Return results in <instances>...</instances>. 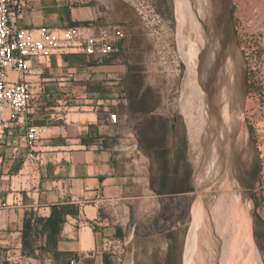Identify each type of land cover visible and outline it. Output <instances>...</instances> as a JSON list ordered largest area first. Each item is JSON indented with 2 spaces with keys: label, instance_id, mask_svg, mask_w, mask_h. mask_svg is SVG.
<instances>
[{
  "label": "crops",
  "instance_id": "1",
  "mask_svg": "<svg viewBox=\"0 0 264 264\" xmlns=\"http://www.w3.org/2000/svg\"><path fill=\"white\" fill-rule=\"evenodd\" d=\"M26 2L19 19L21 27L55 29L110 23L123 31L118 42V50L123 52L89 55L63 47L51 56L43 85L48 100H35L32 113L15 119L0 144V181L6 183L5 188L4 184L0 185V247L15 242V251H20L23 231L31 230L34 254L28 257H38L41 253L49 259L68 256L80 264L81 257L83 263L85 258H91L94 264H103L107 242L135 240L134 225L131 227L129 223L131 210L147 215L154 209L156 197V210L161 213L172 209V202L166 203L168 199L178 204L179 198L192 192L186 188L190 181L185 160H179L178 145L175 146L177 137L173 129L179 117L165 104L168 98L152 87L158 75L151 70L149 41L130 3L126 0ZM65 72L72 76L67 77ZM130 76H142L152 89L146 94L143 90L128 92L124 80ZM61 97L62 104L68 103L64 107L68 109L65 117H77L59 124L58 110L62 106L56 100ZM109 111L116 112V124L108 120ZM30 122L48 124L45 139L40 142L43 165L29 188L14 189L12 181L9 186V171L20 166L18 173L21 172L27 149L22 146L16 149V145ZM157 123L170 131L164 161L171 168V172H166L163 166L158 187L154 185L152 162H162L165 144H157V151L146 148L147 154L135 151L137 130H152ZM55 205L64 207L66 214L52 249V245L47 247L52 236L43 225ZM176 209L179 210L178 205ZM152 221L153 217L146 229L153 227ZM178 222L179 219L169 228ZM87 227L91 230L92 244L85 249L80 236Z\"/></svg>",
  "mask_w": 264,
  "mask_h": 264
},
{
  "label": "rangeland",
  "instance_id": "2",
  "mask_svg": "<svg viewBox=\"0 0 264 264\" xmlns=\"http://www.w3.org/2000/svg\"><path fill=\"white\" fill-rule=\"evenodd\" d=\"M126 1L136 10L149 41L148 61L152 72L158 75L152 87L168 98L165 104L179 117L173 129L177 137L175 146L178 145L179 160H185L190 181L186 188L192 192L178 201L179 222L173 228L162 223L165 227L162 233H157L160 210H156V197L153 198L154 209L147 215L131 210L129 223L134 225L135 240L107 242L104 253L111 264H164L168 249L172 250L169 253L172 264H184L185 257L190 259L188 264H264V0H188L192 14L179 0ZM221 10L224 11L223 19L218 15ZM204 16L210 26H215L217 35L222 28L227 30L224 42L230 43L231 73L236 82L230 87L228 122L234 131L238 130L240 142L247 145V157L256 159L258 171L250 184L239 183L234 169L228 163L224 168L218 165L212 153L210 101L198 85L196 70L199 33L195 26L199 27V20ZM145 86L152 89L149 84ZM65 105L63 103L58 110L59 124L77 117H65L68 112ZM154 125L151 132L155 142L165 144L162 162H152L154 185L158 187L163 166L166 172H171L164 161L170 131L161 123ZM141 129L135 134V151L147 154L145 141L143 144L139 139ZM141 137L144 138V133ZM153 160H156L154 153ZM19 168L9 171V186L12 181L14 189H27L36 173L28 164L21 166L20 173ZM3 184L0 181V185ZM218 198H222L224 213L213 210ZM197 201L202 203L203 211L191 240L187 241ZM167 202L172 201L168 199ZM151 217L153 227L148 230L145 226L148 228ZM15 244L9 242L5 244L7 247H0V264H70L68 256L49 259L40 253L38 257H28L22 248L15 251ZM81 246L87 249L89 244ZM80 261V264H94L91 258H85L83 263L80 257Z\"/></svg>",
  "mask_w": 264,
  "mask_h": 264
},
{
  "label": "built area",
  "instance_id": "3",
  "mask_svg": "<svg viewBox=\"0 0 264 264\" xmlns=\"http://www.w3.org/2000/svg\"><path fill=\"white\" fill-rule=\"evenodd\" d=\"M26 5V0H0V144L15 119L32 113L35 100H48L43 85L46 68L56 50L68 47L89 55H106L118 50L123 37L122 29L110 23L26 29L19 25ZM63 100L61 97L56 102L62 106ZM108 120L116 124V112L109 111ZM47 130L46 123H26L16 145V149L21 146L27 149L23 166L28 164L36 174L43 165L40 142ZM69 263L78 264V261L71 258Z\"/></svg>",
  "mask_w": 264,
  "mask_h": 264
},
{
  "label": "flooded vegetation",
  "instance_id": "4",
  "mask_svg": "<svg viewBox=\"0 0 264 264\" xmlns=\"http://www.w3.org/2000/svg\"><path fill=\"white\" fill-rule=\"evenodd\" d=\"M207 21L206 16L199 20L196 70L198 85L204 89L210 101V125L214 137L212 153L218 159V165H222L224 168L228 163L230 168L234 169L239 183L250 184L258 171L256 159L254 156L247 157V145L240 142L238 130L234 131L232 124L229 125L228 122L230 120L228 110L230 87L236 84L233 73H231L232 62L228 51L230 43L229 41L225 43L223 34L217 35L215 26H210ZM118 51L123 52L122 50ZM147 86H145L142 76H130L129 79L124 80V88L127 90L129 87L128 92L130 93L143 90V94H146L150 91ZM223 105L227 107L225 108ZM168 250V257L164 264H172L169 254L172 250Z\"/></svg>",
  "mask_w": 264,
  "mask_h": 264
},
{
  "label": "trees",
  "instance_id": "5",
  "mask_svg": "<svg viewBox=\"0 0 264 264\" xmlns=\"http://www.w3.org/2000/svg\"><path fill=\"white\" fill-rule=\"evenodd\" d=\"M151 131L152 130H148V129L142 130L141 129L140 133L141 134L144 133V138H142L140 134L139 139H140V142H143V144L145 141L146 143V145L144 144L145 148L157 151L159 146L157 145V143L155 142V139L151 135L152 134ZM180 199L181 198H179V200ZM176 205H177V201L172 200L171 211L169 213H166L164 211L160 213L158 220H157V225H158L157 233H162L163 230L165 229V227L161 226L162 223H165L167 227H170V225H172L174 222H176L179 219V216L177 215L179 210L177 211ZM65 214H66V211L64 207L60 205H55L52 207L51 215L47 218V220L45 221L43 225V229L49 232L50 237L52 236V241L48 240L47 247L52 245V249L54 248L56 244V239L58 238L60 231L62 229V226L65 222ZM31 235H32L31 230L23 231L22 250H23V254L26 256H31L32 254H34ZM26 249L28 250L26 251ZM103 264H111L108 255L105 253L103 254Z\"/></svg>",
  "mask_w": 264,
  "mask_h": 264
},
{
  "label": "bare ground",
  "instance_id": "6",
  "mask_svg": "<svg viewBox=\"0 0 264 264\" xmlns=\"http://www.w3.org/2000/svg\"><path fill=\"white\" fill-rule=\"evenodd\" d=\"M179 1H181V2H183V4H184V6L187 8V10H188V12L190 13V14H192V12H191V8H190V5L188 4V0H179ZM180 6H181V3H180ZM180 11H181V8H180ZM218 15H219V17L220 18H224V11L223 10H221V11H219L218 12ZM194 15H191V17H193ZM179 24H181L182 25V23L179 21ZM194 24V23H193ZM197 24V23H196ZM195 26V25H194ZM196 28H198V26L196 25L195 26V29ZM226 29L225 28H222V30H219V32H218V35L221 33V34H223V37L226 35ZM220 36V35H219ZM215 44V43H214ZM219 44V43H218ZM214 47H215V45H214ZM217 47V46H216ZM215 49V48H214ZM217 50V49H216ZM197 51H198V49H197ZM228 63V62H227ZM222 93H224V92H222ZM224 95V94H223ZM225 100V99H224ZM223 107H225V105H223ZM227 107V106H226ZM225 107V108H226ZM223 109V108H222ZM228 112V111H227ZM226 113V112H225ZM224 114V113H223ZM227 114V113H226ZM227 117H228V114H227ZM225 121V120H224ZM189 131V130H188ZM226 185V184H225ZM227 185H229L228 183H227ZM221 196V195H220ZM223 197V196H222ZM224 198V197H223ZM216 199V198H215ZM226 200V199H225ZM224 201V200H223ZM198 203H196V205H195V207H194V216H193V222H192V224H191V227H190V230H189V232H188V235H187V241H189V240H191L190 239V237H191V235H192V233H193V231H194V228H195V224L197 223L196 221H198V219H199V217L201 216V213H202V211H203V206H202V203H200L199 201H197ZM225 202V201H224ZM233 201H231V203H232ZM215 204L213 205V210L214 211H219V210H221V208H223L224 206H223V202H222V198H218V200L216 201L215 200V202H214ZM230 205V204H229ZM239 205V204H238ZM231 206V205H230ZM227 208V207H226ZM228 209V208H227ZM231 209H233L232 207H231ZM213 210H211V213L213 212ZM238 210V209H237ZM222 211V210H221ZM228 211V210H227ZM230 211H232V210H230ZM243 211V210H242ZM223 213H224V211H222ZM229 213V212H228ZM230 213H232V212H230ZM233 213H234V210H233ZM232 213V214H233ZM237 213V212H236ZM217 215V214H216ZM223 215V214H222ZM245 215V214H244ZM215 216V215H214ZM218 216V215H217ZM232 216H234V215H232ZM236 216V215H235ZM239 216H240V214H239ZM213 217V216H212ZM241 217V216H240ZM239 217V218H240ZM216 218V217H215ZM214 218V219H215ZM218 218V217H217ZM216 218V219H217ZM225 218H227V217H225ZM244 219V218H243ZM230 220V219H229ZM246 221V220H245ZM217 223V222H216ZM219 226H220V224H219ZM221 230V229H220ZM222 232V231H221ZM218 233V232H217ZM235 233V232H234ZM237 235V234H236ZM230 237V236H229ZM240 238V237H239ZM238 238V239H239ZM232 239H233V237H232ZM242 240V239H241ZM80 241H81V245H85V244H89V243H91L92 244V234H91V230H90V228H86V229H84V231L81 233V236H80ZM232 241H234V240H232ZM247 241V240H246ZM238 242H240V241H238ZM234 244V243H233ZM238 245H239V243H237ZM241 245V244H240ZM232 248V247H231ZM237 249H239V248H237ZM242 249H243V247H242ZM240 250V249H239ZM252 255V254H251ZM235 257H236V255H235ZM189 260L190 259H188V258H184V264H188L189 263ZM239 260V259H238ZM237 261V260H236ZM227 262V261H226ZM246 264V263H245Z\"/></svg>",
  "mask_w": 264,
  "mask_h": 264
}]
</instances>
